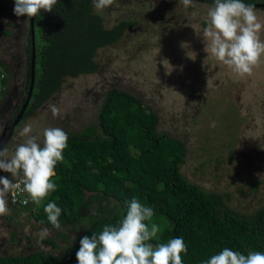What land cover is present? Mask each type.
I'll use <instances>...</instances> for the list:
<instances>
[{"label":"rangeland","instance_id":"374dc122","mask_svg":"<svg viewBox=\"0 0 264 264\" xmlns=\"http://www.w3.org/2000/svg\"><path fill=\"white\" fill-rule=\"evenodd\" d=\"M1 1L6 11L0 16V60L10 73L0 68L7 84L0 99V145L27 97L25 48L31 19L14 15V0ZM211 6L205 0H193L188 7L181 0H114L101 13L105 24L111 28L126 21L133 26L117 44L100 50L97 72L68 79L22 121L10 147L23 142L20 131L26 124L40 134L41 145L46 127L76 135L95 126L103 134L98 119L103 96L110 89H124L158 112L159 133L186 145L181 170L189 181L206 192L222 194L226 207L238 215L255 213L264 206V56L250 76H239L212 56L202 36ZM256 11L264 25V8ZM23 23L24 29L18 27ZM8 30L14 36L3 34ZM17 35H22L20 41ZM259 35L264 40V28ZM51 106L58 109L57 115ZM3 174L0 170V177L11 179L10 173ZM80 224L86 227L88 222ZM45 228L47 235L41 239ZM79 236L76 227L56 229L39 224L31 210L12 209L0 227V257L36 251L61 254ZM46 239H54L58 246Z\"/></svg>","mask_w":264,"mask_h":264},{"label":"trees","instance_id":"16d2710c","mask_svg":"<svg viewBox=\"0 0 264 264\" xmlns=\"http://www.w3.org/2000/svg\"><path fill=\"white\" fill-rule=\"evenodd\" d=\"M5 11L0 0V16ZM105 23L103 15L96 13L93 0H58L52 12L41 10L35 18V86L22 121L52 99L68 79L97 72L100 50L117 44L125 29L134 24L122 21L109 28ZM3 34L14 36L10 30ZM26 51L28 96L31 35ZM0 68L9 72L2 60ZM5 79L0 72L1 98L7 87ZM98 119L103 134L91 126L81 134L68 135L63 159L57 162L52 177L57 189L40 203L31 201L19 211L31 210L39 224L54 227L44 211L46 204L54 201L62 209L61 226L76 227L80 236L73 238L61 254L36 251L2 256L0 264H78L80 239L98 234L105 224H117L133 197L154 210L152 220L146 223H156L160 232L151 243L183 237L187 246L181 253L183 264H202L225 247L245 255L264 252V206L251 215H238L226 207L222 194L206 192L189 181L181 170L186 145L158 132L159 114L143 99L124 89H110L103 96ZM84 220L86 227L80 224ZM62 236L67 240L65 234ZM46 241L58 246L54 239Z\"/></svg>","mask_w":264,"mask_h":264},{"label":"clouds","instance_id":"9594fccd","mask_svg":"<svg viewBox=\"0 0 264 264\" xmlns=\"http://www.w3.org/2000/svg\"><path fill=\"white\" fill-rule=\"evenodd\" d=\"M58 0H14V15L36 17L41 10L52 12ZM114 0H93L96 13H102ZM191 6L193 0H181ZM206 23L202 36L206 49L212 56L231 68L239 76L252 75L264 56V40L260 32L264 25L260 22L254 4L244 0H213V6L206 11ZM53 115L58 109L51 106ZM23 142L12 148L0 150V170L10 173L11 179L0 177V216L10 212L8 194L23 184L31 199L40 203L57 189L52 181L57 162L63 159L67 147L68 134L59 127L43 129V142L40 134L33 133V126L26 124L20 131ZM44 211L48 221L60 229L59 217L62 209L56 202L46 204ZM95 214V213H93ZM154 210L133 197L127 206L126 214L117 224H105L98 234L85 235L76 252L78 264H183L181 253L187 251L183 237L169 239L166 243L150 241L157 238L160 228L150 225ZM48 229L42 230L41 239ZM202 264H264V252L249 251L246 255L225 247L210 256Z\"/></svg>","mask_w":264,"mask_h":264},{"label":"water","instance_id":"95a60500","mask_svg":"<svg viewBox=\"0 0 264 264\" xmlns=\"http://www.w3.org/2000/svg\"><path fill=\"white\" fill-rule=\"evenodd\" d=\"M205 1L213 3V0H205ZM246 4H254L256 6V8H260V7L264 8V3H246ZM35 18L36 17L31 18V33H32V62H31V65H32V68H31V82H30V88H29L28 96L26 98L24 105L22 106L21 111L19 112L15 121L12 124V127L10 129V133L8 134L7 139L4 140V142L1 146V150L6 147L8 139L13 135L16 127L21 122V120L24 116V113L27 110V107L30 104V101H31V98L33 95L34 86H35V65H36Z\"/></svg>","mask_w":264,"mask_h":264},{"label":"flooded vegetation","instance_id":"af4514ba","mask_svg":"<svg viewBox=\"0 0 264 264\" xmlns=\"http://www.w3.org/2000/svg\"><path fill=\"white\" fill-rule=\"evenodd\" d=\"M18 27H20V28H23L24 29V23L22 24V25H18ZM27 29L30 31V35L32 36V33H31V19L29 20V22L27 23ZM22 32H24V31H21V33ZM22 37V35H17V37L15 36V38L18 40V41H20L19 39ZM23 40V39H22ZM25 50H26V48H25ZM26 52V51H25ZM26 59H27V62H29L28 60H29V55L26 53ZM0 99H1V97H0ZM5 107V106H4ZM17 117V116H16ZM16 117L15 118H13L12 120V124H13V122L15 121V119H16ZM23 119V118H22ZM21 122H22V120H21ZM20 122V123H21ZM19 123V124H20ZM11 127H12V125L10 126V129H11ZM18 127V126H17ZM17 127H16V129H17ZM10 129L8 130V132L6 133V135H5V137H4V139H3V141H2V143H1V145H0V150H1V146H2V144H3V142H4V140H6L7 139V137H8V134L10 133ZM16 129H15V131H14V133L16 132ZM14 133H13V135L8 139V142H7V145H6V147L5 148H11L10 146H12V144H11V142H12V139H13V136H14ZM5 173L6 172H4V174L3 175H5ZM8 207H9V209L10 210H12V209H16V212H19L20 211V209H22V206H20V205H18V204H15L13 201H12V199H11V192L8 194ZM4 216H6V215H4ZM4 216H0V227H1V225H2V221H3V217ZM10 217H12L11 215H10ZM8 218V217H7Z\"/></svg>","mask_w":264,"mask_h":264},{"label":"built area","instance_id":"2783aa9c","mask_svg":"<svg viewBox=\"0 0 264 264\" xmlns=\"http://www.w3.org/2000/svg\"><path fill=\"white\" fill-rule=\"evenodd\" d=\"M11 199L15 204L20 206H25L29 202L33 201L30 195L23 190V184L21 183V187L14 189L11 191Z\"/></svg>","mask_w":264,"mask_h":264}]
</instances>
